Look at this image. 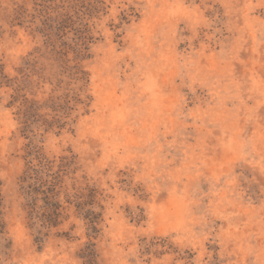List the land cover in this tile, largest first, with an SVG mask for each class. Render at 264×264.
Instances as JSON below:
<instances>
[{"label": "rangeland", "instance_id": "obj_1", "mask_svg": "<svg viewBox=\"0 0 264 264\" xmlns=\"http://www.w3.org/2000/svg\"><path fill=\"white\" fill-rule=\"evenodd\" d=\"M0 264H264V0H0Z\"/></svg>", "mask_w": 264, "mask_h": 264}]
</instances>
